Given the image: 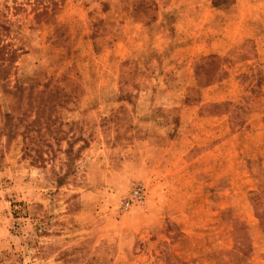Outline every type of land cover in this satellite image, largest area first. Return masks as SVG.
I'll use <instances>...</instances> for the list:
<instances>
[{
  "label": "rangeland",
  "instance_id": "1",
  "mask_svg": "<svg viewBox=\"0 0 264 264\" xmlns=\"http://www.w3.org/2000/svg\"><path fill=\"white\" fill-rule=\"evenodd\" d=\"M0 25L21 54L0 83V264H264V64L233 70L243 37L264 53V0H0Z\"/></svg>",
  "mask_w": 264,
  "mask_h": 264
},
{
  "label": "crops",
  "instance_id": "2",
  "mask_svg": "<svg viewBox=\"0 0 264 264\" xmlns=\"http://www.w3.org/2000/svg\"><path fill=\"white\" fill-rule=\"evenodd\" d=\"M174 3L175 2H170L167 6H166V9H171L172 6H174ZM175 8V6H174ZM181 17H179L176 22H175V26L177 28V26L180 24L181 22ZM204 22H207L206 20ZM178 31V30H177ZM247 40L251 41L253 40L254 43L256 44V47H257V51H256V55L252 56V57H249V58H245L243 60H241L237 65L236 67H233V70H236V68L238 67H241L243 68L242 69V73H246L248 70H250L251 68H255L257 65L259 64H264V53H262L263 51H260L258 46L262 43V39H259L258 37H243L241 39V49L239 50L241 52V54H245L246 51H244V46H245V43L247 42ZM207 54V53H206ZM204 54V56L206 55ZM227 53H221V52H212L211 54L209 55H206V56H215V55H218V56H225ZM192 64V63H191ZM230 65V64H229ZM228 65H226L227 67ZM228 70V69H227ZM238 75H241L240 73L238 74H235V75H230L229 78H222V79H218L214 82H212V84H209L205 87H203L202 89H204V91H207V92H212V90H215V89H218L220 88L221 86L223 87H226L227 84H229L230 88L227 89L225 88L226 90H229L230 92H232L233 90H235V87L231 88V86H233V81L234 83H236V89L239 88V82H237V78L236 76ZM199 82V81H198ZM198 84V83H197ZM214 92V91H213ZM226 98V97H225ZM230 101H233L231 98L230 100L228 99H207V100H202L201 102H199V104L196 106L197 110H201L202 106L204 105H210V104H226L227 102H230ZM228 104V103H227ZM228 105H231V104H228ZM186 107V105H185ZM190 107V106H188ZM251 107V106H250ZM188 111V108H183L182 109V116L180 115V122H181V126H180V129H182L184 127V129L186 128V125L188 126L187 121H188V117L186 116V113ZM252 113L250 114V119H249V122L251 124V129H254L256 127H254V124L255 122H257L258 120H261L262 117H258V116H262V114H258L256 110H251ZM198 120L200 121H205V122H210L212 124V129L208 132L212 133V130L214 128V126L217 128L216 129V132H219V131H222L223 130L225 131H229L230 130V121H231V113H227V114H221V115H218V114H207V115H203L201 116L199 113L196 114ZM185 125V126H184ZM222 128V129H221ZM259 129H263V127L259 126L258 127ZM183 129V131H184ZM207 133V132H206ZM228 133V132H226ZM192 135V134H190ZM194 145H197L195 142H193Z\"/></svg>",
  "mask_w": 264,
  "mask_h": 264
},
{
  "label": "trees",
  "instance_id": "3",
  "mask_svg": "<svg viewBox=\"0 0 264 264\" xmlns=\"http://www.w3.org/2000/svg\"><path fill=\"white\" fill-rule=\"evenodd\" d=\"M42 4V3H41ZM38 5H34L33 8V12L35 14V19L39 22V23H46L48 24L49 20L52 18L53 14H52V2L50 1V3L43 5L42 7ZM55 6L57 4H54ZM7 31L8 28L6 26L0 25V83L2 84H6L9 80V75L11 74V72L13 71L12 69L15 68V64L18 61V59L20 58V53L18 51V49H15L12 44L8 43L5 41V38L7 36ZM157 53L156 52H152L150 54V56L147 58L148 62L145 64L144 69H140L136 64H134L131 61H127L124 65L127 67V73L128 75H134V76H144V74L147 73L148 71V64L150 63V61L152 59H154L155 57L157 58ZM152 57V58H151ZM159 64H161V62H158ZM131 71V72H130ZM15 91H10L8 90V94L11 95H15L19 90L20 94L24 95L25 94V90L26 89H20L19 86L15 87ZM24 92V93H23ZM22 95V96H23ZM6 121L10 120L12 117L11 116H4L3 117ZM260 217V215L258 214V218Z\"/></svg>",
  "mask_w": 264,
  "mask_h": 264
},
{
  "label": "built area",
  "instance_id": "4",
  "mask_svg": "<svg viewBox=\"0 0 264 264\" xmlns=\"http://www.w3.org/2000/svg\"><path fill=\"white\" fill-rule=\"evenodd\" d=\"M143 190L139 185H136L132 190V194L130 199L127 201V206H129L132 202L142 201L144 198Z\"/></svg>",
  "mask_w": 264,
  "mask_h": 264
}]
</instances>
